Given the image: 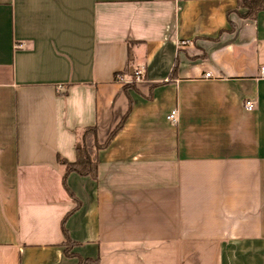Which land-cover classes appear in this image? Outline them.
I'll return each mask as SVG.
<instances>
[{"label": "crops", "instance_id": "obj_1", "mask_svg": "<svg viewBox=\"0 0 264 264\" xmlns=\"http://www.w3.org/2000/svg\"><path fill=\"white\" fill-rule=\"evenodd\" d=\"M236 7L0 0V264H264V10ZM126 115L72 197L58 158Z\"/></svg>", "mask_w": 264, "mask_h": 264}, {"label": "trees", "instance_id": "obj_2", "mask_svg": "<svg viewBox=\"0 0 264 264\" xmlns=\"http://www.w3.org/2000/svg\"><path fill=\"white\" fill-rule=\"evenodd\" d=\"M239 9H245L246 13L242 15L245 18L256 19L259 12L264 10V0H237L236 11ZM127 115L120 121L116 128L111 132L109 138L104 144L99 143L98 133L96 126L86 127L80 140L77 145V158L75 161H68L64 158L59 157L58 161L61 165L64 166V175H63V184L69 194L74 197L73 193L68 187L67 178L71 173H77L83 176H91L92 178H97L98 171V154L99 151L107 147L117 132L125 124ZM69 214L66 215L62 221V230L66 238L67 250L69 251L73 245L72 240L70 239L69 233L66 228V221ZM91 262L87 260L84 264ZM82 264V263H79Z\"/></svg>", "mask_w": 264, "mask_h": 264}, {"label": "built area", "instance_id": "obj_3", "mask_svg": "<svg viewBox=\"0 0 264 264\" xmlns=\"http://www.w3.org/2000/svg\"><path fill=\"white\" fill-rule=\"evenodd\" d=\"M262 71L264 72V67H262ZM211 74L210 73H206V77H210ZM142 77V71L141 70H137L134 72V76L132 79H129L128 82H133V81H137L140 80ZM117 80L119 81H124V78L122 77V75H118ZM246 107L248 110H253L254 108V103L252 101H248L246 102ZM167 119L170 121H176L177 120V110H172L168 115H167Z\"/></svg>", "mask_w": 264, "mask_h": 264}]
</instances>
